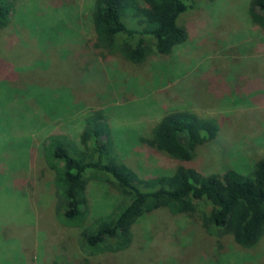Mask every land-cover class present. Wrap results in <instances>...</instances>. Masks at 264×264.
Here are the masks:
<instances>
[{"label":"rangeland","instance_id":"obj_1","mask_svg":"<svg viewBox=\"0 0 264 264\" xmlns=\"http://www.w3.org/2000/svg\"><path fill=\"white\" fill-rule=\"evenodd\" d=\"M87 1L15 0L10 22L0 28V264H76L81 257L78 229L55 219L51 172L30 144L54 131L75 138L86 109H103L121 159L139 174L178 164L137 140L175 109L215 118L216 136L189 161L201 173H246L264 156V32L250 23L247 0L193 6L181 17L184 43L141 64L91 47ZM88 64H96L98 76L82 80ZM62 104L66 111L54 116ZM87 197L93 215L116 200L100 182L88 183ZM131 230L127 250L88 261L264 264V236L244 249L229 235H208L194 216L163 208L141 216Z\"/></svg>","mask_w":264,"mask_h":264},{"label":"trees","instance_id":"obj_2","mask_svg":"<svg viewBox=\"0 0 264 264\" xmlns=\"http://www.w3.org/2000/svg\"><path fill=\"white\" fill-rule=\"evenodd\" d=\"M210 1L88 0L85 14L90 45L133 64H141L151 55L167 57L186 39L181 22L184 12ZM14 3L0 0V28L10 22ZM246 12L250 23L264 32V0H247ZM50 44L47 41L45 46ZM95 65H84L79 77L88 80L98 76ZM58 111L54 116L66 111L65 106L62 104ZM216 130L211 116L188 109L165 112L149 135L137 140L178 164L170 172L146 175L121 159L103 109H86L75 138L54 131L36 146L27 140L51 172L55 219L62 226L78 229L75 242L81 257L76 264H91L88 256L97 253L107 259L124 252L132 244L131 228L137 219L160 208L174 215L194 216L208 235H229L241 248H254L264 236V156L246 173L231 169L201 173L189 161L197 146L214 139ZM89 182L105 183L116 196L104 212L96 215L87 197Z\"/></svg>","mask_w":264,"mask_h":264}]
</instances>
